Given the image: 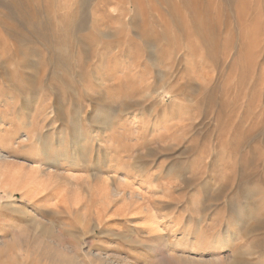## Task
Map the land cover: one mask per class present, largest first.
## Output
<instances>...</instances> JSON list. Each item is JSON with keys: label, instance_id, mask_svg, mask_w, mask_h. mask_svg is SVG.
<instances>
[{"label": "rangeland", "instance_id": "rangeland-1", "mask_svg": "<svg viewBox=\"0 0 264 264\" xmlns=\"http://www.w3.org/2000/svg\"><path fill=\"white\" fill-rule=\"evenodd\" d=\"M0 264H264V0H0Z\"/></svg>", "mask_w": 264, "mask_h": 264}, {"label": "bare ground", "instance_id": "bare-ground-1", "mask_svg": "<svg viewBox=\"0 0 264 264\" xmlns=\"http://www.w3.org/2000/svg\"><path fill=\"white\" fill-rule=\"evenodd\" d=\"M0 158H1V155H0Z\"/></svg>", "mask_w": 264, "mask_h": 264}]
</instances>
